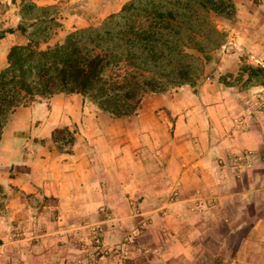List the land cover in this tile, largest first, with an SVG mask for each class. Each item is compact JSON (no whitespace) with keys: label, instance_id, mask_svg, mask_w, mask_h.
Masks as SVG:
<instances>
[{"label":"crops","instance_id":"crops-1","mask_svg":"<svg viewBox=\"0 0 264 264\" xmlns=\"http://www.w3.org/2000/svg\"><path fill=\"white\" fill-rule=\"evenodd\" d=\"M32 1L70 6L69 31L130 0ZM17 37L0 39V68ZM208 98L159 94L128 118L78 95L17 108L0 139V264H264V119ZM64 128L75 141L61 150L51 137ZM108 214L151 218L152 240H116V228L88 240Z\"/></svg>","mask_w":264,"mask_h":264},{"label":"trees","instance_id":"trees-1","mask_svg":"<svg viewBox=\"0 0 264 264\" xmlns=\"http://www.w3.org/2000/svg\"><path fill=\"white\" fill-rule=\"evenodd\" d=\"M222 6L215 0H131L99 25L74 30L61 43L41 49L26 38L29 27L44 32L48 24H59L50 8L23 2L20 18L28 24L0 31V39L15 33L26 38L9 48L0 71V139L17 108L59 94L78 95L110 117L128 118L149 95L184 85L195 92L208 52L218 46L210 20L225 15ZM33 11L41 15L31 17ZM249 71L247 83L264 87V70ZM74 135L64 128L51 140L72 146Z\"/></svg>","mask_w":264,"mask_h":264},{"label":"rangeland","instance_id":"rangeland-1","mask_svg":"<svg viewBox=\"0 0 264 264\" xmlns=\"http://www.w3.org/2000/svg\"><path fill=\"white\" fill-rule=\"evenodd\" d=\"M215 1L223 4L225 15L210 20V25L216 30L214 39L218 46L208 52L210 59L209 62L204 63L202 66V74L197 80L195 92L212 96V98L204 101L205 107L218 106L219 110L222 111L223 108L228 113L232 110L246 111L249 115H255L256 112H260L262 114L261 119H264V87L254 86L255 80L251 82L253 84L247 83L248 75L251 73L249 71L250 67L253 69L260 67L264 70V0ZM23 2L35 4L32 0H0V31L16 28L19 24H28L27 20L23 21L20 18ZM36 6L39 8H50L49 14L54 13L55 20L59 24V27L51 23L48 24L47 30L44 32L38 30L41 27H29L26 38L36 40L39 48L44 49L61 43L69 33L74 31V29L67 31L62 27L63 22L69 19L67 16L74 12L64 2L60 1L56 5L49 7ZM31 15V17H38L41 13L33 11ZM106 18L94 21L87 27L99 25ZM41 26L44 27L45 25L41 24ZM36 31L38 33L34 34ZM26 38L19 35L18 40L20 39L22 43ZM3 68H0V71ZM240 70L243 72V77L241 78L238 76ZM222 80L228 86L224 85ZM260 80L264 81V78L262 77ZM184 92L191 94L192 89L184 85L178 88H171L166 93L178 94ZM153 96L157 95L147 96L144 104L149 106L150 99ZM183 105L185 106L183 107ZM179 108L191 110L192 102L185 100L180 104ZM71 131L75 133V130L72 129ZM67 147L61 146L60 149L66 150ZM177 191L171 192L169 203L178 198V194L173 197V194L177 193ZM108 215L110 216H105V220H110L108 225L106 223L105 225L94 224L89 226L88 240H94L95 236L99 237L100 240H105L108 232H111L110 228H116L118 236L116 240H152L151 218L144 219V217H141L140 221H135L134 217H126L122 220L117 218L118 220L111 221L116 218L111 216V214ZM120 215L119 217L125 216L123 213ZM92 228L100 229L98 235L92 233ZM106 249H108L110 254L117 251L114 246H107ZM83 259L80 260L79 264L83 263ZM90 263L91 261H84L83 264ZM106 264H110V262Z\"/></svg>","mask_w":264,"mask_h":264},{"label":"built area","instance_id":"built-area-1","mask_svg":"<svg viewBox=\"0 0 264 264\" xmlns=\"http://www.w3.org/2000/svg\"><path fill=\"white\" fill-rule=\"evenodd\" d=\"M177 196V193H174L173 194V197H176ZM172 202V201H171ZM100 231V229L99 228H92V233L94 234V235H98V232ZM94 241H95V243L96 244H99V241H100V239H99V237H94ZM104 253H108V250H106V251H104Z\"/></svg>","mask_w":264,"mask_h":264}]
</instances>
